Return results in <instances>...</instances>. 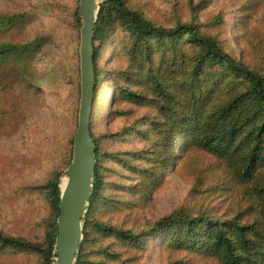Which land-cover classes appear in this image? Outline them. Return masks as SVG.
<instances>
[{"label":"rangeland","instance_id":"374dc122","mask_svg":"<svg viewBox=\"0 0 264 264\" xmlns=\"http://www.w3.org/2000/svg\"><path fill=\"white\" fill-rule=\"evenodd\" d=\"M79 1L0 0V45L39 46L29 76L0 83V233L41 249L54 215L51 185L56 178L60 185L71 162L77 127ZM122 1L156 27L194 25L264 76V0ZM96 46L101 78L90 132L98 145L100 190L83 220L91 235L81 264H225L209 250L203 225L192 247L179 248L153 228L166 217L205 216L246 227L253 240L261 232L264 208L255 187L235 178L214 153L176 138L192 87L202 85L206 102L220 104L244 88L242 80L216 66L194 81L198 49L187 37L143 40L114 18ZM98 225L134 240L98 232ZM224 229L233 239L229 226ZM0 264H44V258L0 246Z\"/></svg>","mask_w":264,"mask_h":264},{"label":"trees","instance_id":"16d2710c","mask_svg":"<svg viewBox=\"0 0 264 264\" xmlns=\"http://www.w3.org/2000/svg\"><path fill=\"white\" fill-rule=\"evenodd\" d=\"M80 26L78 8L75 12ZM114 19L123 23L143 40L156 38L161 42H175L187 37V40L198 49L196 66L192 72L193 79L202 74L205 67L220 66L226 72L242 80L243 89L234 88L231 96L220 104L207 103L202 85L188 91V101L184 112L179 117V136L185 144H192L208 152H212L225 161L230 173L250 188L255 187L254 193L258 202L264 208V76L258 71L248 69L237 62L212 38L199 33L191 24H180L174 28L156 27L143 20L141 15L127 10L122 0H102L94 28V102L92 116L95 110V99L100 83L101 74L98 68V49L96 44L102 39L109 23ZM5 20H10L5 18ZM38 45L25 44L21 46L0 45V83L9 86L19 76L30 75L34 64ZM2 68L4 69L2 71ZM34 86V84H29ZM160 88V86H159ZM91 116V118H92ZM91 139L95 147V160L98 159V145L91 132ZM262 185L257 187L258 184ZM100 176L98 170L94 172L93 193L89 201L92 207L99 195ZM61 190L58 178L54 180L50 189V207L54 215L48 233L46 249L25 243L19 238L5 236L0 233V246L12 249L16 253L35 251L43 253L44 264H52L56 235V218L60 203ZM260 204V203H259ZM260 204V205H261ZM261 232L255 240L246 233V227H239L234 223H218L205 216L197 217H166L155 224L153 230L168 233L170 246L179 248L192 247L194 236L199 226L206 229L211 248L225 264H264V209L261 212ZM225 226H229L232 238L225 233ZM99 227V228H98ZM98 232L115 234L128 241L134 238L128 233L98 225ZM83 241L80 244L76 264H81L84 248L90 241L91 228L89 220L83 223ZM233 241V242H232ZM234 242L240 249L235 250Z\"/></svg>","mask_w":264,"mask_h":264},{"label":"water","instance_id":"95a60500","mask_svg":"<svg viewBox=\"0 0 264 264\" xmlns=\"http://www.w3.org/2000/svg\"><path fill=\"white\" fill-rule=\"evenodd\" d=\"M99 0H80L79 41L80 98L77 127L73 136L72 159L62 174L66 182L59 185L60 203L56 222L54 260L52 264H75L83 241V220L89 209L96 170L95 147L90 135L94 102V28Z\"/></svg>","mask_w":264,"mask_h":264},{"label":"bare ground","instance_id":"6f19581e","mask_svg":"<svg viewBox=\"0 0 264 264\" xmlns=\"http://www.w3.org/2000/svg\"><path fill=\"white\" fill-rule=\"evenodd\" d=\"M65 182H66L65 178H62V180H61V187H62V188L64 187Z\"/></svg>","mask_w":264,"mask_h":264}]
</instances>
